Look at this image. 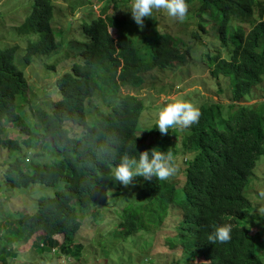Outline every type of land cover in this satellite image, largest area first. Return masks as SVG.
<instances>
[{
    "label": "trees",
    "instance_id": "1",
    "mask_svg": "<svg viewBox=\"0 0 264 264\" xmlns=\"http://www.w3.org/2000/svg\"><path fill=\"white\" fill-rule=\"evenodd\" d=\"M101 1V11L128 2ZM186 2L194 6L195 15L205 14L209 21H197L184 42L159 28L155 19L144 36L149 48L140 51L125 33L111 35L112 27L115 32L122 28L113 26L110 16L83 22L80 38L68 42L63 57L71 65L56 80L59 99L50 112L33 110V128L24 108L16 109L18 100L24 104L28 88L22 67L15 63L18 46L0 48V148L17 153L7 163L3 182L10 188L59 187L52 197L38 198L32 214H9L0 223V264L16 257L9 249L12 243H28L32 238L31 246L39 253H51L56 247L66 256L78 255L74 237L81 227L80 213L97 207L102 190H110L113 196L119 192L111 168L122 156L138 158L139 152L154 147L172 158L179 154L189 158L180 168V181H149L140 176V201L126 204L121 211L123 237L154 229L171 254L180 251L195 264H263L259 254L264 243L256 242L259 231L248 218L254 210L249 178L264 156V100L250 105L241 101L254 89L264 94V0ZM52 18L51 0H33L18 33L35 37L27 41L25 64L60 47ZM210 23L217 26L218 40L201 54L202 61L215 79H224L229 91L223 94L229 93L230 101L200 105L198 123L182 131L177 150L165 143V134L154 123L141 125L147 107L139 92L146 73L193 61V49L213 29L212 25L206 29ZM97 97L106 104L94 114L90 105ZM8 124L17 128L23 143L18 135L5 137ZM146 127H153L151 137ZM173 219L177 221L171 222L173 229L162 231L164 223ZM224 224L231 225V239L208 242L214 227ZM144 259L143 264H149Z\"/></svg>",
    "mask_w": 264,
    "mask_h": 264
},
{
    "label": "rangeland",
    "instance_id": "2",
    "mask_svg": "<svg viewBox=\"0 0 264 264\" xmlns=\"http://www.w3.org/2000/svg\"><path fill=\"white\" fill-rule=\"evenodd\" d=\"M53 5V18L51 27L56 41L61 42L60 47L50 56L32 57L28 64L23 62L27 41H34V36L19 35V26L24 18L32 11L33 0H0V48L12 45L18 46L15 63L22 69L26 78L28 88L25 92V102L17 101L16 109L21 111L24 108L28 120V126L33 121V110L41 108L47 112L52 110V106L59 99L58 90L55 83L62 73L69 69L71 60L63 59L68 42L75 40L79 34V28L83 22H89L93 18H103L105 15L113 18L115 27H121L118 32L111 28V35L125 33L133 40V44L140 51L142 48H149L150 42L144 39L148 34L153 20H157L158 27L168 30L172 36L184 39L186 42L194 30L196 22H208L207 15H195L194 6L188 5V11L183 20L169 17L165 12H154L153 17L143 18V27L140 28L131 18L130 11L126 10V3H122L114 9L112 6L105 7L101 11V0H51ZM250 23L254 21L251 18ZM210 25L213 27L210 30ZM245 29V24L241 25ZM206 29L210 30L205 39L192 51L193 61L181 65H174L164 71L155 70L144 75V83L140 89V97L145 99L146 109L141 118V125L150 126L153 123V114L157 107L173 102L177 99L186 100L199 107L210 102L227 104L230 101L229 93L224 79H215L211 74V68L202 61L201 54L209 50V45H216L218 40V29L214 23H210ZM225 53V52H224ZM225 58L228 55L223 54ZM73 61V60H72ZM54 66V68H53ZM264 87V84H262ZM218 90V91H217ZM222 93H219V91ZM256 90V89H254ZM251 90L241 101V104L250 105L264 100V94L258 88V92ZM125 92V91H123ZM254 93V94H253ZM106 103L97 97L90 108L96 114L98 107L102 109ZM101 107V108H100ZM30 128H33L32 125ZM182 131L170 129L165 135V143L181 149ZM17 128L11 124L6 126L5 137L14 138L18 135V140L23 143ZM149 137L154 134L151 129ZM140 134L144 135V129ZM17 153L8 152L0 148V223L4 222L9 214L16 215L17 212L26 211L32 214L36 201L40 197H52L57 188L32 185L28 188H10L3 181V173L7 163L11 162ZM50 157L53 154H49ZM189 155L179 154L172 158L177 166V172L170 180L180 181V168L185 164ZM36 162L37 159H33ZM139 178L135 176L128 186L120 184L117 196H113L110 190H102L99 196L98 205L95 209L80 213L81 227L75 235V246L80 248L76 256H66L60 249L54 247L51 253H39L31 246L33 238L28 243L14 242L9 249L16 257H8V264H143L146 257L149 264H195L180 251L171 254L166 249L159 232L154 234V229L147 233L136 234L124 238L122 228H119L122 208L130 203L140 201ZM252 182V189L249 194L252 199L254 210L248 218L249 224L254 223L258 228L256 242L260 245L264 243V216H258L255 209L264 206V156H262L249 178ZM249 188V187H248ZM174 210H171L173 213ZM171 222L175 224L176 219L166 221L162 231L172 230ZM256 230V229H255ZM61 242V238H58ZM148 253V255H141ZM181 253V254H180ZM264 264V250L259 254Z\"/></svg>",
    "mask_w": 264,
    "mask_h": 264
},
{
    "label": "clouds",
    "instance_id": "3",
    "mask_svg": "<svg viewBox=\"0 0 264 264\" xmlns=\"http://www.w3.org/2000/svg\"><path fill=\"white\" fill-rule=\"evenodd\" d=\"M126 10L130 11L131 18L140 28L143 27V18L153 17L154 12L163 11L167 16L177 20H183L188 11L186 0H128ZM201 112L193 103L177 99L157 107L153 114L154 127L161 135L170 129L186 130L198 123ZM146 127L145 129H152ZM140 135V134H139ZM113 159L115 157L113 156ZM177 172V166L172 157L156 148L139 152L138 158L122 156L119 163L111 168L112 181L128 186L133 177L141 176L151 181L153 178L159 181H167ZM264 196V193L261 194ZM258 216H264V206L255 209ZM231 239V225L215 226L207 236L210 243H225Z\"/></svg>",
    "mask_w": 264,
    "mask_h": 264
}]
</instances>
